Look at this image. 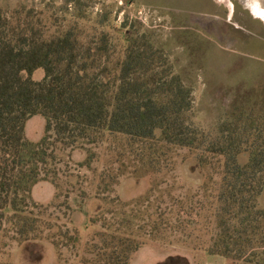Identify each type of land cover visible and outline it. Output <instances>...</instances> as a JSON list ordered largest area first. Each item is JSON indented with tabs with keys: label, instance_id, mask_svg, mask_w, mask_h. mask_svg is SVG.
<instances>
[{
	"label": "rangeland",
	"instance_id": "1",
	"mask_svg": "<svg viewBox=\"0 0 264 264\" xmlns=\"http://www.w3.org/2000/svg\"><path fill=\"white\" fill-rule=\"evenodd\" d=\"M259 14L264 0H0L3 18L32 21L47 37L74 30L83 52H97L95 43L105 32L111 63L124 59L130 32L151 34L164 49V68L191 89L193 125L206 131L220 124L247 85L264 90ZM44 77L39 70L34 80ZM46 137L54 156L51 177L31 194L39 205L33 215L42 224L40 238L20 243L18 222L3 212L0 264H112L106 254L119 239L145 241L129 264H237L208 253L220 178L212 170L194 171L196 157L187 150H175L160 173L136 174L141 164L123 155L116 139L58 143L43 117L29 120L26 140Z\"/></svg>",
	"mask_w": 264,
	"mask_h": 264
},
{
	"label": "trees",
	"instance_id": "2",
	"mask_svg": "<svg viewBox=\"0 0 264 264\" xmlns=\"http://www.w3.org/2000/svg\"><path fill=\"white\" fill-rule=\"evenodd\" d=\"M148 34L130 32L124 59L111 63L105 32L97 52H83L74 30L47 37L32 21L0 15V219L13 213L22 244L40 238L42 224L33 215L39 205L31 194L50 179L54 156L50 137L30 142L25 130L29 120L43 117L58 143H95L105 135L118 140L123 155L141 164L136 174L160 173L175 150H187L196 157L194 171L212 170L220 178L209 255L264 264V90L247 85L216 128H198L190 116L191 89L164 68V49ZM39 70L45 77L36 81ZM119 241L106 254L112 264H129L145 245Z\"/></svg>",
	"mask_w": 264,
	"mask_h": 264
},
{
	"label": "bare ground",
	"instance_id": "3",
	"mask_svg": "<svg viewBox=\"0 0 264 264\" xmlns=\"http://www.w3.org/2000/svg\"><path fill=\"white\" fill-rule=\"evenodd\" d=\"M261 17H264V14H259Z\"/></svg>",
	"mask_w": 264,
	"mask_h": 264
},
{
	"label": "flooded vegetation",
	"instance_id": "4",
	"mask_svg": "<svg viewBox=\"0 0 264 264\" xmlns=\"http://www.w3.org/2000/svg\"><path fill=\"white\" fill-rule=\"evenodd\" d=\"M258 20V19H257Z\"/></svg>",
	"mask_w": 264,
	"mask_h": 264
}]
</instances>
